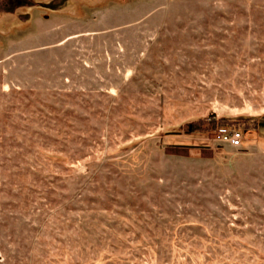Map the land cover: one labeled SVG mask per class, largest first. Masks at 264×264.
I'll list each match as a JSON object with an SVG mask.
<instances>
[{
	"label": "rangeland",
	"instance_id": "rangeland-1",
	"mask_svg": "<svg viewBox=\"0 0 264 264\" xmlns=\"http://www.w3.org/2000/svg\"><path fill=\"white\" fill-rule=\"evenodd\" d=\"M59 2L0 0V264H264V0Z\"/></svg>",
	"mask_w": 264,
	"mask_h": 264
},
{
	"label": "built area",
	"instance_id": "built-area-1",
	"mask_svg": "<svg viewBox=\"0 0 264 264\" xmlns=\"http://www.w3.org/2000/svg\"><path fill=\"white\" fill-rule=\"evenodd\" d=\"M211 140L218 145L240 147L244 144V134L238 130L219 127L211 131Z\"/></svg>",
	"mask_w": 264,
	"mask_h": 264
},
{
	"label": "trees",
	"instance_id": "trees-1",
	"mask_svg": "<svg viewBox=\"0 0 264 264\" xmlns=\"http://www.w3.org/2000/svg\"><path fill=\"white\" fill-rule=\"evenodd\" d=\"M66 0H60V2L59 3H57V5H54V4H51L50 6H49V8H53V7H60V5H62L64 2H65ZM51 8V9H52ZM219 127H224V128H229V129H232V130H238V131H240L239 129H237L236 127H234L233 125L232 126H230V125H223V124H220V125H215L213 128H211L212 130L211 131H213V130H215L216 128H219ZM241 132H242V130H241Z\"/></svg>",
	"mask_w": 264,
	"mask_h": 264
}]
</instances>
